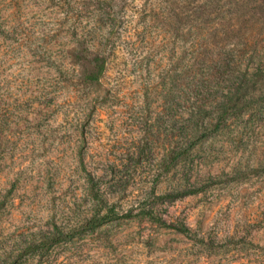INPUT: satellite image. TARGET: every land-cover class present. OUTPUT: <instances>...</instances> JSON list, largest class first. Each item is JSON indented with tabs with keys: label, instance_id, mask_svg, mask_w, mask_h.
<instances>
[{
	"label": "rangeland",
	"instance_id": "obj_1",
	"mask_svg": "<svg viewBox=\"0 0 264 264\" xmlns=\"http://www.w3.org/2000/svg\"><path fill=\"white\" fill-rule=\"evenodd\" d=\"M259 3L0 0V264H264V97L217 128L210 67L264 60Z\"/></svg>",
	"mask_w": 264,
	"mask_h": 264
},
{
	"label": "trees",
	"instance_id": "obj_2",
	"mask_svg": "<svg viewBox=\"0 0 264 264\" xmlns=\"http://www.w3.org/2000/svg\"><path fill=\"white\" fill-rule=\"evenodd\" d=\"M232 4L233 3L229 2L227 5L229 7L225 11L229 16L233 15V12L229 9L232 7ZM234 6H236V4H234ZM257 12L260 15V18L264 20V0H260L255 14ZM225 20V17L220 19L222 22ZM238 26L239 19H236L234 29H239ZM242 56L243 50H241L239 46L233 45L226 58L215 61L214 64L210 66L212 69H225L230 78H235V82H233L229 87L227 101L222 106L223 110L216 125L217 128H221L223 123L227 124L230 120L233 121L234 119L241 117L247 111L255 110L260 102V99L264 97V60L259 61L255 69L247 66V68L243 70L241 62ZM104 74L105 68L103 66L90 73L88 80H99L102 76H104ZM201 138L202 137L195 139V141L188 145L187 148L183 149L182 153L178 155V159L183 158L194 147L198 146L203 140ZM100 210H102V208H100ZM109 216V213L101 216V218L98 217V219L95 216V218L91 219L88 224L92 227L101 226L108 222L107 220L109 219ZM69 237V233H58L53 237V239L49 240V245L47 246L49 247L53 244H58L65 240L67 241ZM46 244V240H40L36 244H32L29 248L31 250H42L45 248Z\"/></svg>",
	"mask_w": 264,
	"mask_h": 264
}]
</instances>
